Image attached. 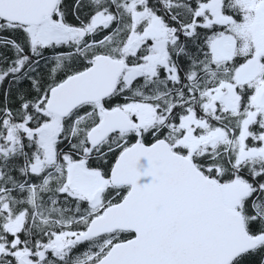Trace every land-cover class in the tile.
<instances>
[{"label": "snow or ice", "instance_id": "1", "mask_svg": "<svg viewBox=\"0 0 264 264\" xmlns=\"http://www.w3.org/2000/svg\"><path fill=\"white\" fill-rule=\"evenodd\" d=\"M0 264H264V0H0Z\"/></svg>", "mask_w": 264, "mask_h": 264}]
</instances>
